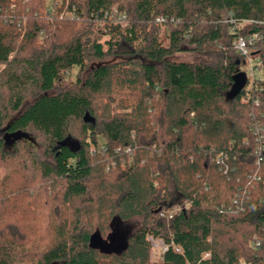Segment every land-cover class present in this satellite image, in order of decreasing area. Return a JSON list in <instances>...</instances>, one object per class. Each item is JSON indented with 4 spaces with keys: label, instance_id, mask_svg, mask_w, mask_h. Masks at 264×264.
I'll return each mask as SVG.
<instances>
[{
    "label": "trees",
    "instance_id": "1",
    "mask_svg": "<svg viewBox=\"0 0 264 264\" xmlns=\"http://www.w3.org/2000/svg\"><path fill=\"white\" fill-rule=\"evenodd\" d=\"M45 3L0 0V161L41 138L51 161L38 162L43 175L62 182L65 203L81 202L37 264H154L149 236L170 246L160 264H264V185L247 186L258 171L252 126H264V81L258 107L241 101L244 89L227 98L241 62L226 23L233 14L254 21L244 35L264 33V0H70L79 17L70 24L81 27L66 40L52 30ZM114 8L129 25L93 36L96 18ZM157 17L168 20L166 46ZM25 30L26 43L46 33L29 55L25 45L16 52ZM103 35L110 39L102 43ZM189 52L203 58L173 60ZM262 60L264 67V50ZM75 69L76 80L66 81ZM100 135L106 152L93 155ZM221 152L230 155L228 176L214 160ZM173 186L188 206L167 221ZM246 187L249 202L237 212L233 200ZM136 217L142 227L120 254L91 247L95 234L110 236L115 219ZM17 249L0 232V264H18Z\"/></svg>",
    "mask_w": 264,
    "mask_h": 264
},
{
    "label": "rangeland",
    "instance_id": "2",
    "mask_svg": "<svg viewBox=\"0 0 264 264\" xmlns=\"http://www.w3.org/2000/svg\"><path fill=\"white\" fill-rule=\"evenodd\" d=\"M69 2L70 0H46L45 3L46 18L53 24L52 30L58 31L65 38L63 40H66L71 32L79 30L81 27L70 24L71 22L77 23L79 17L71 9ZM52 6L55 9L52 13H49ZM94 24L93 36L108 32L104 31L105 29H102L98 22ZM99 29L102 30L99 32ZM25 36L26 30L19 33L16 52H19L25 45L27 53L24 54L29 55L37 48L43 47L46 33H41L38 36L37 43H26ZM109 39V35H103L101 42L104 43ZM160 44L162 46L168 44L165 28H161ZM202 58L203 55L201 54L189 52L177 54L173 57V60L177 62H198ZM3 68L2 66L0 71ZM76 75L77 69L72 72L70 77H66V81L74 82ZM3 95L7 100L8 92L4 90ZM99 114H101V111ZM105 143V138L100 135L98 146ZM16 155L8 164L0 161V232L3 236L16 240L17 253L20 255L18 264H37L42 260L46 250L51 248L55 240L58 239L57 228L63 226V224H72L74 210L80 206L81 202L65 203L62 182L55 177L48 178L43 175L44 173L38 166V162L49 164L51 161L41 138L38 139V143L26 141ZM170 192L172 202L176 204L170 210L171 212L176 213L183 205L188 206L183 197L176 192L174 186L171 187ZM96 218L93 217V224L97 226L104 224L101 223L99 218ZM142 224V217L132 218L124 222L115 219L110 236L107 239H98L101 248L104 251L120 254L126 245L127 238L140 229ZM83 225V231L86 232L89 227L86 226V223H83ZM149 238L150 236L148 241H150ZM150 261L154 264L162 262L161 251L153 249L152 244Z\"/></svg>",
    "mask_w": 264,
    "mask_h": 264
},
{
    "label": "built area",
    "instance_id": "3",
    "mask_svg": "<svg viewBox=\"0 0 264 264\" xmlns=\"http://www.w3.org/2000/svg\"><path fill=\"white\" fill-rule=\"evenodd\" d=\"M54 9V6H52L49 9V13H52ZM96 22L99 23L102 29L117 26L126 28L129 25V18L125 12L114 8L105 12L103 16L97 17ZM155 22L160 25L161 28H165L168 20L164 17H157ZM171 22H174V20H171ZM226 23L229 24V32L233 35L232 47L240 58V72H244L247 75V84L244 87L245 92L241 96V101L246 104L252 103L254 106L258 107L260 105V101L256 93L262 92L263 89L259 82L264 81V67L262 60V51L264 50V33L253 32L244 35L243 33L245 27L253 24L254 21L245 19L239 20L233 14L230 15ZM71 74L72 72L69 71L65 73L66 77H70ZM191 116L194 118V114ZM252 130L256 143L254 147V156L258 171L249 176V182L247 186H253V184L256 183H263L264 185V126L259 121H253ZM129 151L130 149H126V152ZM105 152V144L95 148L93 147L91 150L93 155L98 153L103 154ZM214 160L225 175L228 176L234 170L229 164L230 155L228 153H218L216 154ZM249 199L250 192L247 191V187L242 188L241 194H238L233 200V207L231 208H234V210L237 212H245ZM174 214L175 213L173 211H169L163 212L161 216L169 221L172 219ZM149 240L153 249L160 250L162 254L166 253L170 248V246L166 244L163 239H155L154 237H150ZM261 247L262 242L255 238L253 248L260 249ZM174 248L178 253H182L179 247L174 246ZM207 257H209V254L205 255V258Z\"/></svg>",
    "mask_w": 264,
    "mask_h": 264
},
{
    "label": "water",
    "instance_id": "4",
    "mask_svg": "<svg viewBox=\"0 0 264 264\" xmlns=\"http://www.w3.org/2000/svg\"><path fill=\"white\" fill-rule=\"evenodd\" d=\"M233 82L234 83H233L232 89L227 94V98L230 100L235 99L237 96H239L240 93L242 92V90L244 89V87L246 86V84H247L246 73L238 72L237 74H235L233 77ZM99 238L102 239L98 233L93 236V238L91 240V247L101 249L102 251H104L99 244V241H98ZM126 244H127V241H126ZM125 247H126V245H125ZM125 247H124V249H125ZM104 252L111 253L108 251H104Z\"/></svg>",
    "mask_w": 264,
    "mask_h": 264
}]
</instances>
